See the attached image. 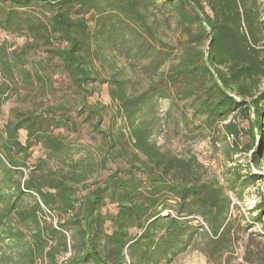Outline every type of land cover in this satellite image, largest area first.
<instances>
[{
  "label": "trees",
  "instance_id": "obj_1",
  "mask_svg": "<svg viewBox=\"0 0 264 264\" xmlns=\"http://www.w3.org/2000/svg\"><path fill=\"white\" fill-rule=\"evenodd\" d=\"M2 35L27 42L12 50L0 39V113L21 88L45 96L56 70L82 104L77 114L59 103L7 123L0 191L13 192L0 226L17 221L30 234L7 226L0 243L12 242L28 264H172L190 250L217 264L233 238L229 193L242 200L264 184L252 171L264 168V2L0 0ZM40 51L46 60L32 65ZM104 84L115 110L84 102ZM163 102L176 134L219 132L227 161L245 156L248 165L231 166L222 183L196 155L163 150L155 140ZM36 146L42 155L24 178ZM252 212L254 227L263 224L264 191Z\"/></svg>",
  "mask_w": 264,
  "mask_h": 264
},
{
  "label": "rangeland",
  "instance_id": "obj_2",
  "mask_svg": "<svg viewBox=\"0 0 264 264\" xmlns=\"http://www.w3.org/2000/svg\"><path fill=\"white\" fill-rule=\"evenodd\" d=\"M264 2V0H262ZM169 36V35H168ZM1 41L6 40L12 50L21 48L27 39L17 35L0 36ZM32 65L35 62L46 60V54L42 51L33 53L31 56ZM117 60V59H116ZM120 60V59H119ZM118 65L122 66V62L118 61ZM96 66L103 74H108L111 71L109 63L96 62ZM52 72V70H51ZM59 70L53 72L51 84L47 94L39 97L38 90L26 91L21 88V91L10 95L4 103L2 111L0 113V143L3 142V135L7 123L11 120H15L18 113L35 112L37 114H44L47 106L52 104L64 103L65 109H69L74 114L80 109L82 101L81 96L74 91L72 80L66 76L61 75ZM2 77H0V81ZM109 86L107 84L99 86V89L94 95L87 98V101L91 105L105 104L111 105L112 109L116 107L112 103L109 95ZM39 97V98H38ZM168 102H163L160 105L159 116L161 118V130L156 133L155 140H157L159 146L163 150H169L177 156H190L196 155L199 161L204 164L209 174L216 176L222 183H224V176L227 173V169L231 166H235L237 163H241L244 166L248 165L249 160L247 157L235 156V163L227 161L224 152V144L217 143L216 139L222 140L223 134L215 132L207 139L191 140V137H185L184 135H178L173 131L171 125L165 120L164 112L168 109ZM79 118V116H78ZM246 125V124H244ZM55 134L65 133L66 135L73 137L70 130H58L53 129ZM26 131H22L19 138L22 143L26 140ZM84 140V139H83ZM85 140H89L88 130L85 131ZM247 142V139H243ZM82 143V142H81ZM42 155L40 146H36L31 151V158L29 160V168L24 169V178H27L33 169L37 158ZM77 158H81L78 156ZM252 171L255 174L264 176V168L258 170L253 168ZM0 174L2 175L1 168ZM19 175H15L14 181L19 180ZM3 179L0 176V185H2ZM24 181V179H23ZM264 191V184H260L257 187L248 188L243 195V199L240 200L233 193H229L233 201L234 207L231 210V219L235 220L233 238L229 242V249L226 253L218 258L217 264H258L259 251H261L264 245V240L257 236L258 233L264 234V218L263 224H257L255 227L252 224V218L256 216V213L252 212V209L260 201V194ZM12 190L3 189L0 191V214L7 207L11 198ZM21 203L24 208H28L33 204V200L30 196L25 197ZM25 208V209H26ZM9 222V221H8ZM5 223L4 227L0 226V232L5 227L9 226L14 232H23L29 238L30 232L25 229L24 226L18 224L17 221L9 225ZM201 222V221H199ZM249 226V227H248ZM257 232V233H256ZM70 235V234H69ZM0 264H28L27 259L22 255V251L14 249L12 242L6 241L0 243ZM172 264H211L207 257L200 251L190 250L184 255L177 258Z\"/></svg>",
  "mask_w": 264,
  "mask_h": 264
},
{
  "label": "built area",
  "instance_id": "obj_3",
  "mask_svg": "<svg viewBox=\"0 0 264 264\" xmlns=\"http://www.w3.org/2000/svg\"><path fill=\"white\" fill-rule=\"evenodd\" d=\"M44 209H45V213L47 214V216H49V217H54L53 214H52L47 208L44 207ZM56 223H57V220H56V218L54 217V224L56 225ZM67 235H68V237H69V234H68V233H67Z\"/></svg>",
  "mask_w": 264,
  "mask_h": 264
}]
</instances>
